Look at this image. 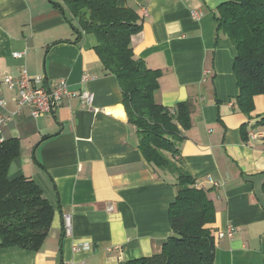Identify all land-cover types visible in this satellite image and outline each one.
<instances>
[{
	"label": "crops",
	"instance_id": "obj_1",
	"mask_svg": "<svg viewBox=\"0 0 264 264\" xmlns=\"http://www.w3.org/2000/svg\"><path fill=\"white\" fill-rule=\"evenodd\" d=\"M222 1L118 4L135 9L143 24L132 35L135 56L162 72L156 100L170 108L194 102L180 148L216 207L214 264H264V94L255 96L249 115L236 103L237 49L218 30ZM94 43L91 35L75 34L51 0H0V97L6 101L0 114L8 117L0 142L20 140L10 177H32L55 209L42 247H0V264H126L158 253L172 234L169 206L177 186L145 159L118 79L104 68ZM22 67L51 86L64 78L73 91L92 92L93 105L74 95L38 117L28 105L13 113L17 92L3 79L18 77ZM210 178L223 185L213 187ZM230 225L232 238L218 235Z\"/></svg>",
	"mask_w": 264,
	"mask_h": 264
},
{
	"label": "trees",
	"instance_id": "obj_2",
	"mask_svg": "<svg viewBox=\"0 0 264 264\" xmlns=\"http://www.w3.org/2000/svg\"><path fill=\"white\" fill-rule=\"evenodd\" d=\"M70 21L78 36L94 38V49L104 68L114 74L123 93L128 120L137 128L139 148L155 172L177 186L169 206L172 234L158 253L126 264H214L216 207L210 189L198 185L181 156V128L192 126V99L170 108L156 100L159 69L135 56L132 35L143 24L137 11L118 0H51ZM218 30L237 49L238 107L249 115L256 95L264 94V0H225L218 6ZM264 124V116L260 121ZM242 139L246 125L241 124ZM16 137L0 142V247L39 250L55 214L38 183L29 176L10 177L13 161L20 156ZM264 187V185H263Z\"/></svg>",
	"mask_w": 264,
	"mask_h": 264
},
{
	"label": "built area",
	"instance_id": "obj_3",
	"mask_svg": "<svg viewBox=\"0 0 264 264\" xmlns=\"http://www.w3.org/2000/svg\"><path fill=\"white\" fill-rule=\"evenodd\" d=\"M197 16V13H195ZM15 57H22L24 54L21 51H15L13 53ZM88 79V75L83 76V80ZM4 83L10 88L15 89L17 92V103L19 109L16 112H20L21 108L25 105L31 107V114L34 117H38L45 113H50L54 110L55 106L61 103L63 97H72L74 95H79L86 105L92 106L94 102V94L90 91H81L79 93L73 91L69 88L67 80L62 78L55 86H51L50 83L44 80L42 76L30 75L25 67H22L20 75L18 77L6 76L3 79ZM0 105L5 107L6 101L0 97ZM12 113V114H13ZM6 117L0 114V127L1 124L6 122ZM215 188H220L223 182L210 178V181ZM67 225L68 220H67ZM235 227L230 225L225 231H220L219 236H225L232 238L235 234ZM67 264H76L74 262H69Z\"/></svg>",
	"mask_w": 264,
	"mask_h": 264
}]
</instances>
